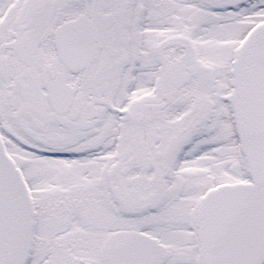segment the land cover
<instances>
[{
	"label": "snow or ice",
	"instance_id": "6c2138e0",
	"mask_svg": "<svg viewBox=\"0 0 264 264\" xmlns=\"http://www.w3.org/2000/svg\"><path fill=\"white\" fill-rule=\"evenodd\" d=\"M0 264H264V0H0Z\"/></svg>",
	"mask_w": 264,
	"mask_h": 264
}]
</instances>
